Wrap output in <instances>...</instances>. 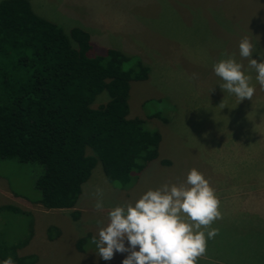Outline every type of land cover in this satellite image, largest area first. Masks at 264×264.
<instances>
[{
	"label": "rangeland",
	"instance_id": "1",
	"mask_svg": "<svg viewBox=\"0 0 264 264\" xmlns=\"http://www.w3.org/2000/svg\"><path fill=\"white\" fill-rule=\"evenodd\" d=\"M28 2L33 13L66 33L73 28L87 32L93 52L114 49L147 68L146 80L130 83L128 118L142 119L145 128L161 134V142L158 158L127 186L109 182L97 164L82 186L77 204L83 212L77 219L75 209L46 210L33 203L40 198L33 165L0 160V208L13 209L0 211V264L9 256L35 258V264H122L128 252L105 261L92 252L91 240L86 254L75 243L97 235V220L106 222L111 208L134 203L166 182H183L191 168L210 181L222 213L212 225L219 234L208 241L198 264H264V90L239 55V42L248 36L255 46L252 58L261 60L264 0ZM224 52L235 53L252 75V100L238 103L220 88L223 81L213 65ZM108 101L103 92L92 107ZM222 102L226 107L220 109ZM162 160L169 161L168 168L160 166ZM97 188L103 190L102 211L94 208ZM50 227L59 232L54 241L44 235Z\"/></svg>",
	"mask_w": 264,
	"mask_h": 264
},
{
	"label": "trees",
	"instance_id": "2",
	"mask_svg": "<svg viewBox=\"0 0 264 264\" xmlns=\"http://www.w3.org/2000/svg\"><path fill=\"white\" fill-rule=\"evenodd\" d=\"M93 47L87 32L66 33L33 13L28 0L0 2V160L34 166L40 198L33 203L46 210L75 208L97 164L109 182L127 186L158 158L161 134L128 118L130 83L146 80L147 68ZM103 92L109 101L92 107ZM46 233L50 241L59 236L52 227ZM92 237L79 238L76 250L91 252L84 248Z\"/></svg>",
	"mask_w": 264,
	"mask_h": 264
},
{
	"label": "clouds",
	"instance_id": "3",
	"mask_svg": "<svg viewBox=\"0 0 264 264\" xmlns=\"http://www.w3.org/2000/svg\"><path fill=\"white\" fill-rule=\"evenodd\" d=\"M254 47L250 37H242L239 55L248 60V69L254 70L255 80L264 90V53H259L258 62L252 58ZM222 56L225 58L213 65L215 75L223 81L220 88L234 94L238 103L252 100L256 91L252 75L246 74L235 53L224 52ZM224 107L222 102L219 108ZM94 195V208L102 211L103 190L97 188ZM219 209L220 200L210 181L198 169L191 168L183 182H166L148 189L134 203L111 208L106 222L97 220L98 233L90 243L105 261L112 260L117 252H128L122 264H198L206 254L208 241L219 234V229L212 227L222 219ZM2 264H14V260L9 256Z\"/></svg>",
	"mask_w": 264,
	"mask_h": 264
},
{
	"label": "crops",
	"instance_id": "4",
	"mask_svg": "<svg viewBox=\"0 0 264 264\" xmlns=\"http://www.w3.org/2000/svg\"><path fill=\"white\" fill-rule=\"evenodd\" d=\"M1 1V0H0ZM243 1H246L247 2V0H243ZM159 164H160V166L163 168V167H165V168H168V165H163V164H161V161H159ZM164 169V168H163ZM91 175H92V173H91ZM88 181V180H87ZM136 183H134L133 184V186L135 185ZM80 202V201H79ZM37 205V204H36ZM80 205V203H78V204H76V206H75V208H73V209H75V210H73V209H64V210H57V211H76V212H78L79 213V215L83 212V209L79 206ZM37 206H40V205H37ZM28 211H30V210H28ZM37 227H39V229L40 230H38L39 232H41L42 231V227H40V225H37ZM35 230H36V227H35ZM46 229H44V235L46 234V231H45ZM203 260H209V259H206V258H203Z\"/></svg>",
	"mask_w": 264,
	"mask_h": 264
}]
</instances>
